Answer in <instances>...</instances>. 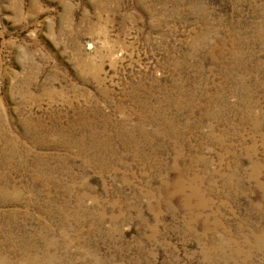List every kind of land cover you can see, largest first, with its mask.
I'll use <instances>...</instances> for the list:
<instances>
[{
	"label": "rangeland",
	"instance_id": "374dc122",
	"mask_svg": "<svg viewBox=\"0 0 264 264\" xmlns=\"http://www.w3.org/2000/svg\"><path fill=\"white\" fill-rule=\"evenodd\" d=\"M23 247L264 264V0H0V264Z\"/></svg>",
	"mask_w": 264,
	"mask_h": 264
},
{
	"label": "bare ground",
	"instance_id": "6f19581e",
	"mask_svg": "<svg viewBox=\"0 0 264 264\" xmlns=\"http://www.w3.org/2000/svg\"><path fill=\"white\" fill-rule=\"evenodd\" d=\"M27 123V122H26ZM121 129V128H120ZM37 142V141H36ZM123 142H124V145L125 146H128V147H134L138 144V140L135 139V138H123ZM39 143V142H38ZM104 144V141H96V140H92L90 142V148L94 151H98L99 147L101 145ZM109 154L105 155V157H107ZM12 158V157H11ZM102 158V159H104ZM102 161V160H101ZM101 161L100 162H97L98 164H101ZM103 164V162H102ZM183 174H182V171L180 169H178V176L176 178V182H175V189L178 191V192H184V186H183ZM8 191V189H5V190H2V195L4 193H6ZM1 195V196H2ZM194 195V194H193ZM20 252L22 254H24L26 257H27V260L30 261L31 263L33 264H42L40 262V260L38 259V257L35 255V253L33 251H30L27 247H23V248H20Z\"/></svg>",
	"mask_w": 264,
	"mask_h": 264
}]
</instances>
